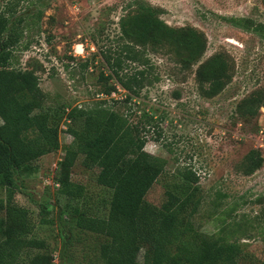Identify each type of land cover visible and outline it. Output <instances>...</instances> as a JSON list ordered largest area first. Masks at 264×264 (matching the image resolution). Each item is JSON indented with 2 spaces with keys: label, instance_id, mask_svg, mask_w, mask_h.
<instances>
[{
  "label": "rangeland",
  "instance_id": "obj_1",
  "mask_svg": "<svg viewBox=\"0 0 264 264\" xmlns=\"http://www.w3.org/2000/svg\"><path fill=\"white\" fill-rule=\"evenodd\" d=\"M2 13L17 30L0 41L12 53L8 69L37 75L49 112L125 98L122 90L105 94L115 81L105 80L110 71L103 54L127 41L129 17L150 13L173 29L196 31L206 43L200 58L183 36L164 49L147 48L155 82L138 101L115 109L134 124L147 116L145 151L167 162L146 201L161 207L169 191L181 193L180 172L190 166L200 179L198 190L189 187L199 201L190 220L194 231L238 242L240 264H264V162L253 174L245 172L255 151L264 160V0H0ZM217 55L228 62L232 81L208 97L199 75ZM254 103L263 106L253 117L244 115L242 108ZM70 125L63 121L61 148L34 162L33 174L17 173L15 201L28 209L33 237L46 242L54 264H103L106 238L76 227L80 211L100 218L109 213L112 191L97 183L100 169L86 167L84 156L77 159L71 181L85 187L81 202L68 200L57 186L58 162L74 145ZM143 253L138 264H144Z\"/></svg>",
  "mask_w": 264,
  "mask_h": 264
},
{
  "label": "trees",
  "instance_id": "obj_2",
  "mask_svg": "<svg viewBox=\"0 0 264 264\" xmlns=\"http://www.w3.org/2000/svg\"><path fill=\"white\" fill-rule=\"evenodd\" d=\"M8 31L17 35L15 24L2 13L0 41ZM124 36L127 41L115 53L103 54L110 71L103 78L115 81L105 90L107 96L122 90L125 98L98 101L88 108L60 106L54 112L44 111L46 97L37 75L8 69L12 53L0 43V189H6V197L0 198V264L55 262V256L45 252L46 242L33 237L34 225L28 209L15 201L16 176L18 172L33 174L34 162L61 148L63 121L71 122L68 133L74 145L58 162L57 186L61 187V194L70 201H82L85 187L71 181V171L80 156L85 157L86 167L100 169L97 183L112 191L107 217L80 211L76 219L80 231L106 238L100 249L103 264H138L141 252L144 264H240L238 242L214 240L192 228L190 220L199 201H195L189 187L195 186L196 191L200 182L193 168L184 167L180 172L181 193L169 191L161 207L146 201L167 162L145 151L146 130L150 126L147 116L144 114L146 119L134 124L127 113L115 109L138 101L143 89L155 82L145 55L147 48L164 49L183 36L194 49L193 57L198 59L206 49L204 39L194 30L173 29L150 13L129 17ZM199 77L208 97L216 96L232 81L229 64L221 55L205 62ZM262 106L251 104L242 108L243 114L253 117ZM30 132L34 136L27 137ZM263 162L259 151L252 153L246 174L259 170ZM42 208L45 210L46 205ZM3 212L5 218L1 217Z\"/></svg>",
  "mask_w": 264,
  "mask_h": 264
}]
</instances>
